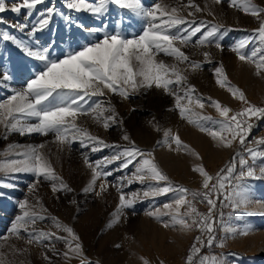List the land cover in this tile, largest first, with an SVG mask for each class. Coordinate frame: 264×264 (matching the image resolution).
I'll use <instances>...</instances> for the list:
<instances>
[{"label": "rangeland", "instance_id": "rangeland-1", "mask_svg": "<svg viewBox=\"0 0 264 264\" xmlns=\"http://www.w3.org/2000/svg\"><path fill=\"white\" fill-rule=\"evenodd\" d=\"M15 0H6L10 4ZM258 7H264V0H251ZM66 0H44V3L37 6L31 15H26V11L19 14L11 11L0 14L7 23L0 24V32L8 31L25 43H37L43 46L49 41L55 42V48L51 52L52 58H63V55L78 50L89 40H95L97 36L102 37L106 32H120L132 38L142 34V30L147 27V21L135 16L127 10H122L114 4H109L103 15H93L87 11H71L65 7ZM147 7H152L156 3L177 8L178 15L193 19L189 12L195 10L189 6L188 0H143ZM203 11L195 12L197 23L205 21L210 24L223 25L219 40L204 46L196 42L201 38V34L193 37L187 45L178 42L176 46L188 55L190 61L200 62L201 67L193 70L188 62L178 63L175 58L160 53L156 58L163 60L166 64H176L182 74L187 77V84L184 87L192 86L195 89L194 96L203 98L205 107L200 109L192 105L194 111L204 116L213 118V121H220L223 118L211 102L219 101L223 106L233 110L231 114L240 111L245 107L244 103L234 98L228 91V87L221 88L216 83L214 69L223 67L227 80L232 87L239 88L245 94L246 100L256 106H264V70L258 74L254 63L241 61L232 49L241 40L249 36L252 30L259 27V21L251 14L243 11L244 0H238L235 7L229 6L230 0H222L216 4L213 0H193ZM49 6H54L56 13L47 29L37 34L36 37H28L26 32L10 28L11 22L26 23L29 29L40 18V13ZM209 12L212 14L209 15ZM236 13L240 16L241 26L237 21L229 16ZM64 16L71 17V22H67ZM229 19L226 23L224 20ZM232 20V21H231ZM80 25L84 27L81 28ZM100 29L99 33L93 34L89 28ZM181 28L187 25L180 26ZM231 29V30H229ZM206 29H202V32ZM173 32L176 29L172 30ZM186 34V33H181ZM219 42L222 50L215 47ZM255 43L248 45L244 51L251 53ZM0 67L9 70L13 74V79L6 84H0V100H4L13 90H22L26 82L32 78L37 65L43 67L42 62L34 58L26 57L13 43L0 40ZM204 52L210 53V61L205 60ZM206 74L211 81V91L204 93L198 82V75ZM173 91H178L183 95V91L172 86ZM130 91V90H129ZM107 101L115 107L122 123L112 124L107 130L102 122L97 123L93 119L92 113L80 115L77 124L86 128L91 134L102 138L106 143L123 147L130 146L129 141L122 137L124 134L130 136L135 145L145 152H151L155 162L164 174H166L173 186H182L189 190H202V177L193 169L203 165L206 171L215 176L217 172L225 167L236 151H242L238 141L233 143L232 148L219 146L206 132H202L194 124L180 116L179 110L175 107V96L167 94L163 89L155 87L151 89H141L132 93L128 99L120 97L118 94L108 93L102 97H92L88 105ZM187 103L186 100L181 101ZM105 113L104 115H107ZM32 122H35L33 118ZM206 127L219 128V124L212 121H201ZM250 123L254 124L248 139H252L250 147H255L254 141L264 137V119L257 120L250 118ZM171 131L173 135L178 134L183 144L187 148L176 149L173 143L172 148L168 147L170 138L166 140L165 132ZM197 130L198 140L193 142L184 133ZM45 144L42 152L51 162L55 173L62 177L63 181L73 191H52V182L43 181L36 186L33 192L29 191V186L34 182V176L30 173L0 174V184L14 185V187H0V253L3 254L2 264H49L44 257L47 255L51 259V264H143V259L149 264H185L191 245L195 237L200 235L198 229L183 230L179 225L164 227V223H170V217L161 215L159 219L148 215L160 209L161 212L168 211L163 208L164 204L172 203L177 197L176 192H169L165 195L143 198V192L150 185L157 182L146 180L143 184L134 181L128 184L126 180L121 181V177H131L135 172V161L127 169H119V161L109 164L104 171H111L112 175L106 177V188L101 190V183L105 178L97 179L93 189L84 192L83 189L89 186L92 172L85 164V157L89 162L103 161L106 157H111L117 151L116 148H102L92 152L90 147L84 148L79 140L60 144L53 134L47 136L33 133L20 135L9 132L4 135V130L0 127V160L13 158L9 146H20L22 150L28 145ZM264 150V146H259ZM198 154V155H196ZM247 155V153H244ZM246 157V156H245ZM251 161V157H246ZM254 167L257 176H260L259 169L264 167V159L257 158ZM99 171V169H98ZM239 171V167H237ZM214 182V181H213ZM59 186V182H56ZM166 182H159L164 186ZM243 183L248 188L249 203L239 208L234 206L226 197L227 191L221 195L217 201L215 210L216 242L214 246H203L201 253L195 257L196 264L207 255H223L227 264H264V178H246ZM122 184V187H121ZM118 187L120 191H118ZM230 190V189H229ZM121 191L126 198H130L132 193L139 194V199L132 208H125L120 212L118 221L115 219L119 205ZM263 192V193H262ZM215 198V195H214ZM27 199L31 205H36L33 209L40 212L42 205L46 209L48 218L37 221L34 226L38 231L56 233L60 237H69V234L55 227L51 217L74 230L82 244V252L79 255L70 254V258L64 257V252L68 251V246L63 240L53 238L51 241H44L43 244L27 243L28 234L21 231L19 237L9 232L11 224L17 215H21L19 202ZM191 199V195L187 196ZM37 201L39 202L37 204ZM75 201V203H72ZM196 203L199 212L207 213L206 203ZM186 211V207L180 209ZM112 226L108 227L109 222ZM234 229L235 234L227 231ZM247 229L246 235H241V230ZM31 230V227L30 229ZM156 237H155V236ZM153 236L155 237L153 239ZM157 238V239H156ZM220 241H224L225 246H217ZM76 241H73V247ZM44 245H47L45 247ZM54 246L55 254L52 250ZM24 250V251H21Z\"/></svg>", "mask_w": 264, "mask_h": 264}, {"label": "snow or ice", "instance_id": "snow-or-ice-1", "mask_svg": "<svg viewBox=\"0 0 264 264\" xmlns=\"http://www.w3.org/2000/svg\"><path fill=\"white\" fill-rule=\"evenodd\" d=\"M213 2L220 4L222 0H213ZM43 3L44 0H15L9 6L6 0H0V14L8 11L19 14L26 11V15H31L37 6ZM109 4H114L122 10L144 18L148 23L147 27L142 30V34L129 38L120 32H106L102 37L97 36L94 41L85 37L88 42L78 46V50L64 54L63 58H52L51 52L56 46L55 42L49 41L43 46H38L37 43H25L8 31L0 32V40L13 43L26 57L34 58L43 64V67L37 65L32 78L26 82V86L22 90H13L6 99L0 100V127L4 130L5 138L9 132L20 135L38 133L44 136L51 133L60 144L69 142V138L72 141L79 140L82 147H90L92 152L102 148H116L115 154L110 158L106 157L103 161L89 162L85 157V164L91 169L92 177L89 186L83 189L84 192L92 190L97 179L101 177L105 178L101 183V190H105L106 177L112 175L111 171H104L107 165L119 161L117 170H123L127 169L129 165H133L135 161V172L131 177H121V181L126 180L128 184L134 181L143 184L146 180L157 182L143 192V198L165 195L169 192L178 194L172 203L163 205V208L168 211L161 212L160 209H156L154 212H149L148 215L154 216L156 219H159L161 215L169 216L170 223H164V227L179 225L183 230H192L193 228L199 230L200 235L195 237L185 260V264H196L195 257L201 253L202 247L215 245V210L219 197L227 191L226 198L234 206L237 208L241 205L246 206L250 201L248 188L243 181L246 178H264V167L259 169L260 176H257L254 167L258 157L264 159V150L259 147L264 146V137L253 142L255 147L246 144L247 137L254 127V124L249 120L252 117L257 120L264 119V106L250 104L243 91L230 86L223 67H217L214 69V74L217 77L216 83L221 88L227 86L232 96L244 103L245 107L230 115L233 112L232 109L209 97L211 105L223 118L220 121H213L212 117L201 115L191 107L195 105L203 109L205 104L202 97L193 95L194 87H184L187 84V77L182 74L177 65L166 64L163 60L156 58L160 53H163L175 58L178 63L188 62L193 70L199 69L200 62L190 61L188 55L176 46V43L187 45L193 37L200 33L201 38L196 43L204 46L219 40L220 35H223L221 33L223 25L210 24L205 21L197 23L194 18L195 12L203 10L194 4L193 0H188L189 6L195 10L188 14L193 17L191 21L178 15L177 8L169 9V6L160 3L147 7L143 0H66L65 7L71 11H87L93 15H103ZM237 5L238 0H230L229 6ZM242 7L246 14L257 18L259 27L252 30L245 39L239 41L232 50L237 53L241 61L254 63L259 74L261 70H264V7H258L251 0H244ZM55 13V7L49 6L40 13L39 20L30 29L26 23L11 22L9 26L20 32H26L30 38L36 37L38 33L49 27ZM211 14L209 12V15ZM64 19L71 22L69 16H64ZM4 23L7 21L3 16H0V24ZM183 25H187V27L181 28L180 26ZM80 27L84 26L80 25ZM173 29L176 31L173 32ZM202 29L206 30L202 32ZM88 31L96 34L100 29L91 27ZM181 33L186 34L182 35ZM253 43L257 47L253 48L250 54L246 53L244 49ZM215 47L222 50V45L219 42L215 44ZM203 55L205 60L210 61L209 52H204ZM0 56H2V52H0ZM12 79V72L0 67V84H6ZM172 86L180 88L183 95H180L178 91H173ZM153 87L163 89L167 94L175 96V107L179 110L180 116L194 124L202 132H206L218 142L219 146L232 148L233 143L238 141L242 149V151H236L229 163L221 168L215 176L209 174L203 165L194 167L193 170L203 178L202 190H189L182 186L174 187L170 178L155 162L153 154L138 148L135 142L131 141L129 135L124 134L122 138L129 141L130 146L120 150L121 146L106 143L102 138L91 134L76 122L80 115L92 113L94 121L102 122L104 129L107 130L112 124L122 123V120L119 119V114L110 101L106 102L107 107L102 101L85 108L84 105H88L92 97H102L111 93L128 99L130 91L135 93L141 89L147 90ZM182 100H186L187 103L182 104ZM105 113L108 114L104 115ZM33 118H35V122H32ZM201 121H212L214 125L219 124V128L206 127ZM164 135L166 140L169 138L171 140L168 143L170 149L173 143L177 147L172 150L187 148L178 134L173 135L169 130ZM9 148L17 150L12 152L13 158L0 160V174H32L35 179L29 186L30 192H33L36 186L43 181L52 182L53 192L73 191L62 177L55 173L51 162L42 152L45 144L28 145L22 150L18 145H10ZM244 153L251 157V161L245 157ZM237 167H239V171H237ZM56 182H59V186ZM159 182L166 183L164 186H160ZM5 186L14 187L11 184H0V187ZM118 191H120L119 187ZM188 195H191V199H187ZM139 198L137 193H132L130 198H126L121 191L115 219L118 221L120 212L125 208H132ZM194 202L206 203L207 213L199 212ZM35 207L36 205H31L27 199L20 201L19 208L22 214L15 217L9 232L19 237L23 230L28 234L27 243L29 244H43L44 241H51L53 238L63 240L68 246V251L63 254L65 258H70V254L79 255L82 252V244L78 242L79 237L71 227L61 224L57 218L51 217L55 227L68 233L71 239L57 236L56 233L38 231L34 227L38 220L43 221L48 218L42 214L47 211L42 205L40 212L34 211ZM182 207H186V211L181 212ZM111 226L112 222L110 221L108 227ZM30 227L31 230H29ZM227 231L235 234L234 229H227ZM247 232V229L241 230L240 234L246 235ZM73 241H76L74 247ZM44 246L47 247V245ZM217 246L224 247V241H220ZM50 250L55 254L54 246ZM2 256L3 254L0 253V257ZM44 258L51 264V259L47 255ZM142 260L143 264H149L148 260L143 258ZM0 264H2V259H0ZM160 264H163V261ZM199 264H227V261L223 255L211 257L204 255L199 260Z\"/></svg>", "mask_w": 264, "mask_h": 264}, {"label": "bare ground", "instance_id": "bare-ground-1", "mask_svg": "<svg viewBox=\"0 0 264 264\" xmlns=\"http://www.w3.org/2000/svg\"><path fill=\"white\" fill-rule=\"evenodd\" d=\"M229 16H232V18L237 21L238 25L241 26V19H240L239 15H237L236 13H230ZM229 19H231V18L228 17V19H226L224 21L226 23H229L230 22ZM198 82H199L198 85H200L201 90L204 91V93H208L209 91H211V81H210V79L208 78V76L206 74L202 73V71L198 75ZM197 132H198L197 130H192V131H190L188 133H184V135L187 138L191 139L193 142H197V140H198L197 139L198 138V133ZM154 236H153V239L156 237V236L155 237Z\"/></svg>", "mask_w": 264, "mask_h": 264}, {"label": "built area", "instance_id": "built-area-1", "mask_svg": "<svg viewBox=\"0 0 264 264\" xmlns=\"http://www.w3.org/2000/svg\"><path fill=\"white\" fill-rule=\"evenodd\" d=\"M252 143V139H248L247 140V144H251ZM246 157H248L247 155H245Z\"/></svg>", "mask_w": 264, "mask_h": 264}]
</instances>
